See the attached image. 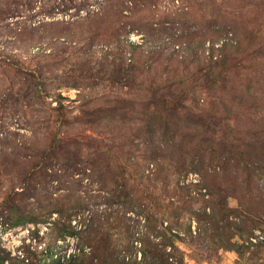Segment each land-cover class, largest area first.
<instances>
[{"label":"rangeland","instance_id":"1","mask_svg":"<svg viewBox=\"0 0 264 264\" xmlns=\"http://www.w3.org/2000/svg\"><path fill=\"white\" fill-rule=\"evenodd\" d=\"M112 8H129L116 39ZM211 52L233 61L201 91ZM9 198L41 222L5 224ZM0 217L3 264H70L94 220L141 262L147 217L179 220L184 264H264V0H0Z\"/></svg>","mask_w":264,"mask_h":264},{"label":"trees","instance_id":"2","mask_svg":"<svg viewBox=\"0 0 264 264\" xmlns=\"http://www.w3.org/2000/svg\"><path fill=\"white\" fill-rule=\"evenodd\" d=\"M124 9H129V8H112L111 10H101V13L98 15L100 17L104 16V13L106 14V12H111L114 13V16L118 19H115L116 21V28L115 31H113L110 34V39H116L117 37H123L125 36L127 33H130L129 30L127 29V26H123L121 25V23L123 22L124 18L130 19L127 16H124ZM106 16V15H105ZM132 17V14H131ZM133 31V30H132ZM120 33V34H118ZM172 45V44H171ZM170 44H164L163 48L169 47ZM140 46H134V48H138ZM182 47V46H181ZM163 48L160 50L161 52L159 53L160 55L163 54ZM184 51H186L185 48H183ZM137 51L136 50H132L131 52V58L133 59V61L138 58L136 55ZM175 53V51L173 52ZM121 54H123L121 52ZM158 54V52L156 53ZM158 54V55H159ZM215 54L213 52H211V55L209 57V64H208V68L209 71L207 72V74H203L199 77V80L201 81V85L198 86V90H204V88L206 87L208 90H211L213 88H216V86L218 85V82H216V77L213 76V69H217V68H224L226 65V62H231L233 60H230V58H224V60L222 61L217 59L216 61H214L213 59H215ZM122 58V57H121ZM223 58V56H222ZM187 58L184 57V59L179 60V57H174L173 55L168 56L166 58V63L167 65H179V64H183L185 62ZM177 62V63H176ZM153 65H160L159 62H153ZM153 66V67H154ZM179 80V84H181V78L178 79ZM196 90V92L198 91ZM191 93H195L193 91L189 92L188 94L190 95ZM188 94H187V98H184V103H189L190 102V98H188ZM163 104H168V101L165 100ZM209 120H207L208 122ZM206 121L204 123H202L204 126ZM209 124V123H208ZM209 126L211 127L212 124ZM207 128V127H206ZM231 134H232V128L230 126L225 125V129L223 131V136L225 143L228 144L229 139L231 138ZM58 136L55 138V140L53 141L54 145L53 147L49 150V152H47V154H50V157L53 158L56 153L59 150V146L55 145V144H59L60 142L57 141ZM220 138V135H219ZM234 145L232 142L230 143V146L228 147V149L224 152V154H226L224 156V159L226 162H228V158L233 157L234 160H239L240 162L243 161L242 157L243 154L239 153L238 151L235 150V152L232 150L234 147L232 146ZM227 147V146H225ZM231 147V148H230ZM230 148V149H229ZM226 157V158H225ZM244 167H246L247 172V177H248V182H250V180H252V172L256 173L257 171H253L250 168V165H248L247 163H244ZM252 171V172H251ZM6 209L7 210V214H4V212L1 213V215H3V217L5 218V224H7L9 222V224L11 226H18V225H23L25 223H27L28 221H33L35 223H39L41 222V220L38 217H31V216H26L24 214H20L19 209L14 206L12 204V200L11 198H9L6 201ZM19 213V214H18ZM144 214V213H141ZM1 218V217H0ZM2 219V218H1ZM147 223H148V228H149V232L147 233L148 235H146L145 237L141 238L142 242H143V247H142V252H143V259L141 262H132V264H184V260L181 257V254L179 252V250L176 248V246L173 244L172 239L175 237L172 234V230L174 229V227H179V220H174L171 221L170 227L168 229H158L156 227H150V224L153 223V221L147 217ZM174 226V227H172ZM181 227V226H180ZM64 234H68V235H73L75 234V232H73L69 226L65 227L63 232L61 233V235ZM155 234L157 235V238L160 237L162 238V240L153 245L151 244L149 237L151 235ZM80 236V240H81V248H76L73 254H70L68 257V260L71 261L70 264H90L88 262L93 263L94 257L93 254H88L86 249L87 248H92L93 253H95L96 251H103L104 253H108L107 257H105V262H112L114 264H125V256L124 255L129 253H133L135 252V247L133 245V243H124L123 242H117L113 249H110V245L111 242L110 241V236L109 234L105 233L103 230L102 226H99L96 224V221H92L91 224H88L87 226H85V229L79 233ZM168 247H171V252H167L168 251ZM226 247V246H223ZM126 252V253H125ZM4 263V259L0 256V264Z\"/></svg>","mask_w":264,"mask_h":264},{"label":"built area","instance_id":"3","mask_svg":"<svg viewBox=\"0 0 264 264\" xmlns=\"http://www.w3.org/2000/svg\"><path fill=\"white\" fill-rule=\"evenodd\" d=\"M78 93L79 92H77L75 90H71L70 91V90H66V89H63V90H59L58 91V95L60 97L64 98V99L65 98L66 99H76V96L78 95ZM48 100L50 102H52L53 104H56V102H55V100H54V98L52 96H49ZM1 225H3V224L0 223V227H2ZM3 231L6 232L7 229H3ZM68 257H69V255H68Z\"/></svg>","mask_w":264,"mask_h":264}]
</instances>
